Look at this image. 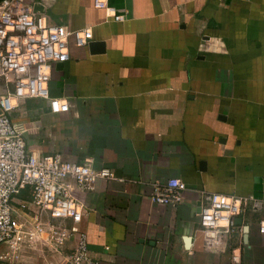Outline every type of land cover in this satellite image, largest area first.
I'll return each instance as SVG.
<instances>
[{
	"label": "crops",
	"instance_id": "obj_1",
	"mask_svg": "<svg viewBox=\"0 0 264 264\" xmlns=\"http://www.w3.org/2000/svg\"><path fill=\"white\" fill-rule=\"evenodd\" d=\"M2 1V0H0ZM26 0L63 34L90 28L85 48L48 84L61 100L29 99L12 113L29 148L108 168L85 195L80 229L100 264H264V0ZM121 17L122 20H117ZM186 184L181 205L156 204L155 185ZM213 193L254 196L227 241L199 224ZM30 193L14 199L33 224ZM66 224L71 226V222ZM32 264H62L50 246Z\"/></svg>",
	"mask_w": 264,
	"mask_h": 264
},
{
	"label": "built area",
	"instance_id": "obj_2",
	"mask_svg": "<svg viewBox=\"0 0 264 264\" xmlns=\"http://www.w3.org/2000/svg\"><path fill=\"white\" fill-rule=\"evenodd\" d=\"M95 6L104 9L107 0H95ZM71 37L85 48L93 31L63 34L26 0L0 1V264H32L30 251L50 245L62 264H100L80 229L87 212L84 197L97 190L100 180L117 179L116 174L88 162L66 161L57 153L32 151L12 120V113L29 99L48 100L53 113L61 112V100L50 97L48 84L54 65L70 59ZM22 190L30 193L27 208L33 224L15 211L14 199ZM185 191L182 180L170 179L155 185L150 197L156 204L178 207ZM249 208L261 212L263 204L254 196L213 193L200 208L199 224L222 232L231 244L242 233L237 218ZM259 226L264 234V219ZM229 263L245 264L234 252Z\"/></svg>",
	"mask_w": 264,
	"mask_h": 264
}]
</instances>
